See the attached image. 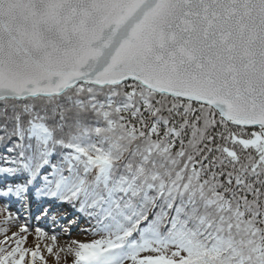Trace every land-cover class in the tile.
Returning <instances> with one entry per match:
<instances>
[{
    "label": "snow or ice",
    "instance_id": "6c2138e0",
    "mask_svg": "<svg viewBox=\"0 0 264 264\" xmlns=\"http://www.w3.org/2000/svg\"><path fill=\"white\" fill-rule=\"evenodd\" d=\"M0 215V264H264V0H0Z\"/></svg>",
    "mask_w": 264,
    "mask_h": 264
},
{
    "label": "rangeland",
    "instance_id": "374dc122",
    "mask_svg": "<svg viewBox=\"0 0 264 264\" xmlns=\"http://www.w3.org/2000/svg\"><path fill=\"white\" fill-rule=\"evenodd\" d=\"M14 210V209H13ZM0 220L3 219V215H0ZM6 227H8L9 231H8V235L10 236L11 233L13 231H17L18 230V225L17 226H13L11 223L8 224ZM34 227L35 225H33V231L28 234V239L26 241V244H25V247H29V248H32L36 245L37 241L35 239V234H34ZM49 231V234L51 235V230L50 229H46ZM59 231V229L57 230ZM57 238H60V239H57L56 241V244L54 245V250L56 248H60V247H64L67 245V242L70 240V239H73V238H76L75 237V234L72 236V237H65L63 234L59 235ZM81 239H84L83 237H80ZM0 239H3V234H0ZM52 243L51 240H48V239H45L44 241H41L40 242V245H41V252L42 254L45 256L48 264H57L55 258L53 256H51L49 253H47L46 249H45V244H50ZM30 259V257H26L25 260L26 262ZM66 261H67V264H71V257H67L65 258L64 257V254L61 253V260L59 262V264H66ZM37 264H39V261H37Z\"/></svg>",
    "mask_w": 264,
    "mask_h": 264
},
{
    "label": "bare ground",
    "instance_id": "6f19581e",
    "mask_svg": "<svg viewBox=\"0 0 264 264\" xmlns=\"http://www.w3.org/2000/svg\"><path fill=\"white\" fill-rule=\"evenodd\" d=\"M50 235V234H49ZM57 239H60V238H57Z\"/></svg>",
    "mask_w": 264,
    "mask_h": 264
}]
</instances>
